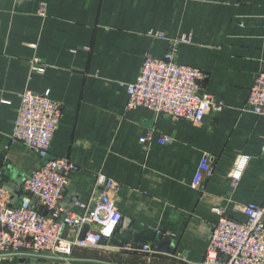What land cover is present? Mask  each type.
<instances>
[{
  "label": "crops",
  "instance_id": "obj_1",
  "mask_svg": "<svg viewBox=\"0 0 264 264\" xmlns=\"http://www.w3.org/2000/svg\"><path fill=\"white\" fill-rule=\"evenodd\" d=\"M182 36L192 43L178 46L176 61L204 71L200 92L226 108L207 113L200 124L128 109V86L146 55L162 59ZM35 58L44 73L32 71ZM261 73L264 0H0V183L13 204L21 200L24 180L46 161L11 144L20 97L50 92L63 116L49 159L79 167L63 207L83 214L80 204L91 207L102 173L122 186L116 196L120 226L128 221V231L139 225L161 234L174 251H155L150 242L143 248L152 252L121 246L115 234L97 248H74L70 261L20 256L0 264H203L220 212L245 221L244 205H264V116L244 111ZM150 130L154 141L142 144ZM161 136L173 141L162 145ZM205 155L214 175L195 190L191 184ZM242 156L251 161L233 187ZM77 234L67 228L63 238Z\"/></svg>",
  "mask_w": 264,
  "mask_h": 264
},
{
  "label": "built area",
  "instance_id": "obj_2",
  "mask_svg": "<svg viewBox=\"0 0 264 264\" xmlns=\"http://www.w3.org/2000/svg\"><path fill=\"white\" fill-rule=\"evenodd\" d=\"M157 37L166 39L161 33ZM191 43V36H182L172 42L162 59L146 55L139 76L128 86V109L145 108L160 116L200 124L207 113L226 108L222 101L200 92V84L207 77L204 71L176 61L178 46ZM31 69L45 72L38 58L32 60ZM20 98L11 144L21 143L46 161L24 180L18 205L13 204L12 193L0 183V260L23 256L70 261L74 248H97L103 240L114 237L123 220L116 204L122 186L97 173L91 207L80 204L85 210L83 214L66 210L62 203L69 178L79 167L69 159H49L63 107L51 98L50 92L40 95L26 91ZM244 111L264 116V73L256 78ZM154 139L155 132L150 130L140 142L146 144ZM172 141L167 136L158 138L162 145ZM250 161L249 156L239 159L232 174L233 187L240 183ZM213 175L212 161L205 155L191 187L198 190L202 182ZM242 211L247 218L245 221H237L220 212L203 264H264V205L250 203L244 205ZM85 227H89V231L81 239ZM67 228L78 231L74 240L63 238ZM143 250L153 251L149 246Z\"/></svg>",
  "mask_w": 264,
  "mask_h": 264
},
{
  "label": "water",
  "instance_id": "obj_3",
  "mask_svg": "<svg viewBox=\"0 0 264 264\" xmlns=\"http://www.w3.org/2000/svg\"><path fill=\"white\" fill-rule=\"evenodd\" d=\"M131 227L130 222L125 221L122 226H118L117 230L115 231L116 237L114 242L116 244H121L124 246L128 245H135L137 248H143V246L148 245L149 242L153 243V249L155 251H165L167 253H173L174 251L170 249L171 247V240L163 241V235H158L154 231L150 230H143V228L139 225L133 226V231H128ZM124 232H121V230ZM89 231V227H85L81 239H84L87 232Z\"/></svg>",
  "mask_w": 264,
  "mask_h": 264
}]
</instances>
